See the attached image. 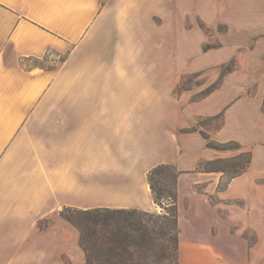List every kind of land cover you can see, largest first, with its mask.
I'll return each instance as SVG.
<instances>
[{
  "label": "crops",
  "instance_id": "0c3cea01",
  "mask_svg": "<svg viewBox=\"0 0 264 264\" xmlns=\"http://www.w3.org/2000/svg\"><path fill=\"white\" fill-rule=\"evenodd\" d=\"M193 14L242 41L194 59ZM233 57L245 74L175 93ZM243 155L231 177L204 168ZM161 164L180 172L179 264H264V0H0V264H84L60 211L157 213Z\"/></svg>",
  "mask_w": 264,
  "mask_h": 264
},
{
  "label": "trees",
  "instance_id": "16d2710c",
  "mask_svg": "<svg viewBox=\"0 0 264 264\" xmlns=\"http://www.w3.org/2000/svg\"><path fill=\"white\" fill-rule=\"evenodd\" d=\"M64 57H60L62 61ZM46 61V60H45ZM45 61L37 65L48 68ZM172 175L176 188L163 189L165 178ZM180 172L174 165L161 164L148 173L155 203L161 207L171 201L172 213L155 215L136 209L97 208L79 210L65 207L60 216L80 233L79 244L84 264H160L177 258L179 252V219L177 181Z\"/></svg>",
  "mask_w": 264,
  "mask_h": 264
},
{
  "label": "rangeland",
  "instance_id": "374dc122",
  "mask_svg": "<svg viewBox=\"0 0 264 264\" xmlns=\"http://www.w3.org/2000/svg\"><path fill=\"white\" fill-rule=\"evenodd\" d=\"M191 9L189 8V11ZM193 14L191 18L188 19L187 29L189 31L194 30L193 34L188 35V49L191 50L194 59L202 56L203 63H207V54L209 52L220 50L217 53V56L214 58L223 59L227 57L232 51L231 46L234 47L237 41H242L243 37H230L228 36L229 25L224 22L225 20H219L213 22H208L204 20L200 15ZM234 37V38H233ZM198 49V53L196 50ZM203 55H202V54ZM149 56L148 52L140 53V58H147ZM54 60L58 58L54 57ZM245 74V69L241 67L240 61L238 58L233 57L229 61L225 63H221L219 66L214 67H189L188 73L182 75V80L180 84L177 86L175 93L180 94L183 91L194 92L195 95L193 99L199 100L204 98L217 89L221 88L223 85V80L229 74ZM252 74H259L258 72ZM215 78V80L213 79ZM212 79L214 81H212ZM218 119V120H217ZM207 118L204 117L200 119L197 126L194 128L196 130H201L205 136H208V133L212 128L220 125L221 118ZM207 131V132H206ZM226 147L235 148L236 144H230ZM248 161V157L243 155L238 160L227 158L219 161L207 162L204 164V168L206 170H213L217 172H223L227 177H231L232 175L238 173L242 168L246 167V163ZM172 174L165 178L163 189L165 192H171L176 188L175 181L172 178ZM171 201L165 202L166 204L160 207V210L157 213H152L155 215H167V211L165 208L168 207V211L172 213L173 207L170 205ZM160 264H179V252L177 258L174 257L169 261H162Z\"/></svg>",
  "mask_w": 264,
  "mask_h": 264
}]
</instances>
